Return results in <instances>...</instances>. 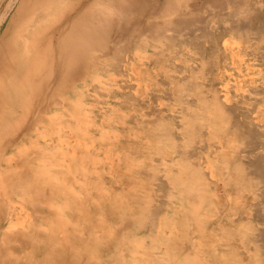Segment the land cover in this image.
I'll return each mask as SVG.
<instances>
[{"label":"rangeland","instance_id":"1","mask_svg":"<svg viewBox=\"0 0 264 264\" xmlns=\"http://www.w3.org/2000/svg\"><path fill=\"white\" fill-rule=\"evenodd\" d=\"M76 10L0 128V264H264V0Z\"/></svg>","mask_w":264,"mask_h":264},{"label":"bare ground","instance_id":"2","mask_svg":"<svg viewBox=\"0 0 264 264\" xmlns=\"http://www.w3.org/2000/svg\"><path fill=\"white\" fill-rule=\"evenodd\" d=\"M78 3L79 0H0V128L8 130H2L1 136L11 134L14 129L16 133L22 128L27 120L29 106L33 107L40 101L39 94L35 95L33 92L38 71L42 67L41 59L45 58L48 45L55 36L58 44L64 41L66 16L69 40L76 38L80 25V13L76 10ZM27 104L29 106L26 107ZM43 105L41 99L37 108V123L44 120ZM15 141L14 139L12 142L16 144ZM9 155L11 157L7 162L6 159L4 161L5 155L2 157L6 163L0 167L10 176L18 175L17 171L27 161H17L11 153ZM0 182L2 185L1 179ZM1 190L4 191L0 186Z\"/></svg>","mask_w":264,"mask_h":264}]
</instances>
